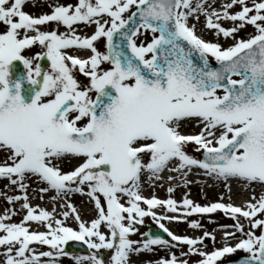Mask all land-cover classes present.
I'll return each instance as SVG.
<instances>
[{
    "label": "rangeland",
    "instance_id": "obj_1",
    "mask_svg": "<svg viewBox=\"0 0 264 264\" xmlns=\"http://www.w3.org/2000/svg\"><path fill=\"white\" fill-rule=\"evenodd\" d=\"M74 2L75 4L78 2L84 6H88L86 9L80 8V11L89 12L90 10H95L92 3L90 6L83 0H73ZM107 3L108 14L106 21L108 22V30H110L115 25L117 26L120 22H123L132 13L138 0H107ZM260 3H263V0H181L179 21L189 24L193 31L198 32L201 39L211 44V53L209 54L211 58H214L215 54L234 50L253 37L264 34V11H259L258 6ZM53 6L45 10L44 13L49 12ZM4 8L14 9L15 7H11V2H7ZM24 8V10L15 8L16 11L0 10V25L2 24L0 27V44L9 40L8 36L5 35L8 33V30L12 33V40L27 34L26 29L22 28V26L19 29H14L9 25L11 20H20L19 16H15L16 14L23 13L24 15L26 11L33 12L36 7L34 5H27ZM6 14H10V16L7 17ZM156 36L155 32L142 27L135 39V45L137 47L140 46V49L145 53L144 57L147 59L151 57V49L148 52L147 50ZM16 51L21 57L23 55L29 63L26 70L31 74L32 72H37L30 63L34 64L36 61V57L41 52L40 45L34 44L23 51L20 50V45H18L17 50L13 48V52L15 53ZM8 59L7 57L0 58V89L12 81ZM68 65L70 64L68 63ZM64 66H66L65 62ZM42 75L46 86L43 98L45 105H42V107L46 106L48 108L51 99L65 91L67 86L63 85V79H55L51 70H46ZM111 75V65L104 63L98 67V74L94 75L95 78H91V80L82 78L76 82L70 77L73 80V86H80L79 89H82L81 92H78L82 105L84 103L91 105L94 102L96 92ZM214 96H221V93L217 92ZM80 108L83 109L81 111L85 114L83 119L81 118L78 123H75L77 127H82L84 125L83 122L89 119H86L88 115L87 108ZM206 120L208 129L201 132L204 136L202 139L184 140L180 144L171 142L173 132H175L174 134L200 133L199 125H196V127L186 123L168 122V140L167 136L163 133L164 126H161L160 132L154 138L158 139V146L160 148L143 153L140 181L135 182L136 179L129 185L115 184L109 177L105 176L104 171L102 172V170L100 171L96 166L92 165L81 177L73 181L63 180L61 184L52 186L54 184L53 174L62 173V175H65L69 170L74 168V163L80 161V159L75 160L74 156L54 153L44 148L43 145L41 146L40 143L36 146L15 143L11 144V148H8V145L0 142V163H13L27 156V168L30 171L13 178V180H0V234L5 233L8 229L17 228L25 224L23 221L25 208L36 211L44 210L48 215H59L57 217L59 220L67 222L70 218L71 207L74 212H76L75 210L82 212L88 221L96 219L97 211L95 208L92 209L93 207L88 203L89 200L79 195L84 190H91L105 207L108 206V199L111 195H114V201H126L128 200L127 195L132 190H137L146 196H165V191L171 189L172 183L170 179H168V182L167 180L159 181L162 175L159 171L163 167L166 168L165 165H162L161 158L167 152L168 157L179 154L187 164L195 166L200 163L204 150L207 147L220 143L227 135L225 132H228L230 127L235 125L225 123L213 117ZM44 129L45 126L42 124H38L36 128L37 131L42 132ZM168 166H170V163H168ZM186 169L187 166L181 167V170H179L181 176L178 177L177 186L173 188L175 196L178 195L179 198L188 197L197 205H206L211 201H222L228 204L244 202V206L248 207L249 210L254 207H263V211L259 215L248 216L240 219V221L236 219L237 217H232L231 221L225 222L216 221L213 217H200L203 219L199 222L197 220L190 221L187 217L188 222L194 224V227L192 228L190 224L186 225V223H183L182 225H176V229H179L184 235H198L201 238H205V242L200 244L201 246L189 248L192 254H198L191 259L194 261L198 258V262L204 263L205 259L203 257L200 258V255L204 254L206 261H212V252L225 245L233 246L235 252H246L253 256H257L259 252H263L264 185H254L249 180L242 178V174L228 170L210 169L207 173L203 174V177H200L192 171H186ZM44 170L47 173L48 179L52 181L51 185L43 182L44 178L40 174H44ZM185 180L187 181L184 182ZM52 192L57 193V195H53ZM148 192L150 193L148 194ZM259 193L261 194L259 195ZM85 206L92 209V215L83 210ZM233 223L236 224V229H233L231 226ZM74 226L75 224L72 222L62 225L59 236L74 235L73 232H65L66 229ZM38 227L40 228L41 226L38 225ZM106 230L109 229H105V225H101L99 228L93 225L92 231L104 233L101 238L96 233L88 236L87 240L91 239L93 246L89 255L74 256L62 254L57 262L52 259H46V262H44L43 260L31 257L32 254L28 252L27 255L30 257L29 263L99 264L97 261H93V258L99 260V250H102V248H107L109 253V262L107 264H129L131 261L134 263L135 256L119 253L120 242L118 238L114 240V244L112 242L109 245V242L105 240L107 237ZM225 232H234L235 235L224 237L223 233ZM217 234L219 236L223 234V237L220 239ZM117 236L121 237L119 232H117ZM121 245V247H134L135 242L133 239L125 243L121 242ZM153 247L157 246L154 245ZM37 249V251H29L33 253L38 252L40 248ZM155 249L160 250V248ZM132 250L134 251V249ZM14 251L10 246L0 247V261L2 263L10 262L14 258ZM173 251L177 252L176 256L190 257L188 252L184 255V252L178 246H173ZM57 253L59 252H55L54 254ZM111 258L116 259V262H111Z\"/></svg>",
    "mask_w": 264,
    "mask_h": 264
},
{
    "label": "water",
    "instance_id": "obj_2",
    "mask_svg": "<svg viewBox=\"0 0 264 264\" xmlns=\"http://www.w3.org/2000/svg\"><path fill=\"white\" fill-rule=\"evenodd\" d=\"M127 44H129V43H127ZM14 70H15L17 82H21L23 79H27L25 77V75L23 74L21 62L17 61L16 63H14Z\"/></svg>",
    "mask_w": 264,
    "mask_h": 264
}]
</instances>
